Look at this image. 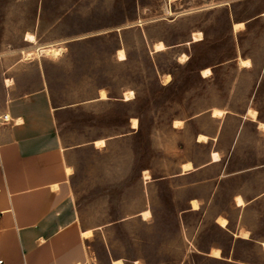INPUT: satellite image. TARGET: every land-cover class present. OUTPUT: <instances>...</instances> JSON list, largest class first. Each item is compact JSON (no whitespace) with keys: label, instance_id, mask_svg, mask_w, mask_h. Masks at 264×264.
Instances as JSON below:
<instances>
[{"label":"rangeland","instance_id":"374dc122","mask_svg":"<svg viewBox=\"0 0 264 264\" xmlns=\"http://www.w3.org/2000/svg\"><path fill=\"white\" fill-rule=\"evenodd\" d=\"M263 11L264 0H0V114L43 87L66 145L105 138L79 155L84 195L106 196L112 216L91 219L106 225L86 264H264V128L249 115L264 122ZM185 161L195 169L179 174Z\"/></svg>","mask_w":264,"mask_h":264},{"label":"crops","instance_id":"0c3cea01","mask_svg":"<svg viewBox=\"0 0 264 264\" xmlns=\"http://www.w3.org/2000/svg\"><path fill=\"white\" fill-rule=\"evenodd\" d=\"M4 115L9 116L7 121ZM96 139L100 138L66 145L46 88L8 101V109L0 114L3 264H86L95 231L106 225L92 226L91 219L112 217L106 196L91 197L82 191L87 180L80 178L79 155L86 144L106 146L105 138L101 146L95 145ZM143 170L148 171L142 169V175ZM87 230L92 236L82 235Z\"/></svg>","mask_w":264,"mask_h":264},{"label":"bare ground","instance_id":"6f19581e","mask_svg":"<svg viewBox=\"0 0 264 264\" xmlns=\"http://www.w3.org/2000/svg\"><path fill=\"white\" fill-rule=\"evenodd\" d=\"M264 19V11L262 12V15H261ZM244 27V23L243 22H233V30L234 31H238L240 30L241 28ZM202 38V33L199 32L196 34L193 35V41H198ZM27 41H30V42H33L34 41V37L32 34L30 33H27L26 34V38H25ZM38 46V45H37ZM155 50L158 51V50H161L165 47L164 43L162 41L158 42V43H155ZM38 49H42V52H44L45 54L47 55H51V56H56V55H59L62 51V48L61 47H53L52 45H48V46H38ZM30 53V52H29ZM36 53V52H35ZM39 53V52H38ZM29 55V54H28ZM27 57V56H26ZM125 52L123 49H119L118 50V59L120 60H123L125 59ZM188 56L187 54H183L181 56V60L183 62H185L187 60ZM240 65L242 66H247V65H250V60L249 59H244V58H239L238 59ZM201 75L203 77H207L210 73H211V69L210 67H205V68H202L201 71H200ZM170 79V75H167L166 78H165V83H167ZM130 94H132V92H130ZM107 98V95H106V92L104 89H100V95H99V99H106ZM224 111L220 108H216V107H212L210 109V114L211 116H214V117H221L223 115ZM249 115L252 119V121H255L258 123V125L262 128H264V122L263 121H260L258 118H257V112L253 109H250L249 110ZM9 117V116H8ZM130 123H131V128H138V119L135 118V117H132L131 120H130ZM176 125H177V121L174 122ZM208 139V136L205 135V134H198L197 135V138H196V141L197 142H206ZM95 145L96 146H101L104 144V139L103 138H100V139H96L94 141ZM211 160L212 161H216L218 159V156L216 153H212L211 154ZM194 166L192 164L191 161H185L181 164V168H180V171H179V174H185V173H188L192 170H194ZM72 171V169L70 167H67V172L70 173ZM143 178H148V171L147 170H143ZM236 201H237V204L238 205H243L244 204V201L242 199V197L240 195H237L236 196ZM190 203L192 205V208L193 209H197L199 208L198 206V203L195 199H192L190 200ZM141 216L142 217H146L148 214H149V211L148 210H143L141 213ZM216 222L218 224H220L221 226L225 227L228 223V220L224 217H217L216 219ZM82 235L84 237H90L92 236V230H87L85 232L82 233ZM237 236L239 237H242V238H249V231L247 230H244V231H241L240 233L237 234ZM261 245L262 247H264V240L261 241ZM209 255L212 256V257H215V258H221L222 255H221V249L218 248V247H212L209 251ZM112 264H123V260L122 259H113L112 260Z\"/></svg>","mask_w":264,"mask_h":264},{"label":"built area","instance_id":"2783aa9c","mask_svg":"<svg viewBox=\"0 0 264 264\" xmlns=\"http://www.w3.org/2000/svg\"><path fill=\"white\" fill-rule=\"evenodd\" d=\"M8 120V115H4V121ZM0 264H3L2 260H0Z\"/></svg>","mask_w":264,"mask_h":264},{"label":"trees","instance_id":"16d2710c","mask_svg":"<svg viewBox=\"0 0 264 264\" xmlns=\"http://www.w3.org/2000/svg\"><path fill=\"white\" fill-rule=\"evenodd\" d=\"M198 41H199V40H198ZM196 42H197V41H196ZM252 235H253V234L251 233L249 238H253ZM221 253L223 254V250H221ZM222 256H223V255H222Z\"/></svg>","mask_w":264,"mask_h":264}]
</instances>
